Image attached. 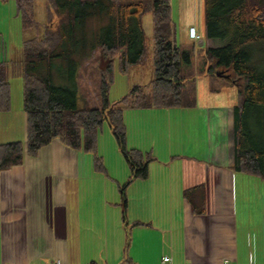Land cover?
I'll return each instance as SVG.
<instances>
[{
  "label": "crops",
  "instance_id": "0c3cea01",
  "mask_svg": "<svg viewBox=\"0 0 264 264\" xmlns=\"http://www.w3.org/2000/svg\"><path fill=\"white\" fill-rule=\"evenodd\" d=\"M5 3L11 9L3 11ZM15 5V0H0V22L2 16L12 18ZM191 25L197 26L190 22L184 28L187 45L193 42ZM17 27L23 29L21 24ZM7 29L0 25V35ZM197 29L202 37L203 28ZM227 83L216 91L210 87V95L215 96L191 107L124 110L127 146L154 153L158 159L149 163L146 178H134L125 185L126 200L121 186L130 179L131 167L123 156L120 171L114 174L99 150V135L98 150L107 172L95 169L91 153L70 148L60 139L34 156L26 155L22 164L0 170V264H55L58 260L60 264H222L225 259L249 264L250 256L264 264L257 256L264 245L248 252L233 245L229 254L199 256L198 244L186 245V221L161 214L179 207L162 196L174 190L184 195L185 190L199 186L196 194L228 196L231 205L236 195L242 210L249 196L257 208L264 205V178L234 168V108L240 92L237 101H220ZM22 115L21 130L9 125L3 132L0 126L1 141L26 140L27 117L24 111ZM258 221L262 243L264 222ZM165 257L170 260L165 262Z\"/></svg>",
  "mask_w": 264,
  "mask_h": 264
},
{
  "label": "trees",
  "instance_id": "16d2710c",
  "mask_svg": "<svg viewBox=\"0 0 264 264\" xmlns=\"http://www.w3.org/2000/svg\"><path fill=\"white\" fill-rule=\"evenodd\" d=\"M15 4L21 27L40 29L34 0H15ZM148 12L153 16L154 33L151 87L147 90L137 84L121 100L110 103L114 59L121 60L125 71L145 59L142 17ZM205 15L207 37L227 40L226 44L203 48L200 40L190 37L192 43L178 45L170 0H46L44 31L24 40L18 60L8 59L6 44L0 42V114L12 108L9 65L21 66L28 126L25 141L0 140V170L22 164L26 155L34 156L60 139L70 148L91 153L95 169L107 172L98 153V130L107 122L132 170L128 182L121 186L126 200L125 185L134 178H146L149 163L156 158L127 146L124 110L194 106L196 76L189 67L197 51L199 57H205L200 73L214 80L219 78L216 71H222L239 87L234 108V168L264 178V0H206ZM97 48L104 59H111L105 68L109 79L104 78L101 84L103 103L80 108L74 72L80 60ZM55 60L69 63L71 83L55 80ZM199 187L189 188L185 194H194Z\"/></svg>",
  "mask_w": 264,
  "mask_h": 264
},
{
  "label": "rangeland",
  "instance_id": "374dc122",
  "mask_svg": "<svg viewBox=\"0 0 264 264\" xmlns=\"http://www.w3.org/2000/svg\"><path fill=\"white\" fill-rule=\"evenodd\" d=\"M172 6V21L174 39L178 45H187L184 37V28L190 22L197 24L199 30L203 28V34L201 37L202 44L198 43L203 48L216 47L226 44L227 40L220 38H209L206 33V15L205 4L206 0H170ZM9 8L8 4L3 5V11ZM35 18L41 23L40 29H19L17 24L19 20L14 15H11L7 19L2 16L0 25L1 27H7V31L4 30V36L0 35V42L4 40L6 44V57L12 60H18L22 56L23 42L26 39L40 36L44 31V24L46 22V0H34ZM98 29L100 23H98ZM142 28L144 32V44L146 49V56L141 64L129 65L125 71L122 69V62L119 58H115L112 64V81L108 91V100L110 103L121 100L130 90L137 84L144 85L147 90L150 89L152 80L154 78V64H153V49H154V33H153V16L152 13H145L142 17ZM1 46V43H0ZM198 52H193L192 64L189 68H193L196 76V80L193 82L198 92L199 98L195 97V101L206 102L210 95L209 88L222 89V85L228 82L227 90H223L219 97L222 102H229L232 99L237 101L238 86L232 84L229 79L226 78H214L215 81L211 82L210 77L204 73H200L201 61L204 60V55L199 57ZM204 54V53H203ZM2 55V51H0ZM102 53L99 48L93 50L91 55L87 58L81 59L80 64L77 66L73 76L74 83L77 88V104L78 107H95L101 106L103 103V92L101 84L103 79H109V71L102 69ZM106 60V59H105ZM104 60V61H105ZM53 68V74L56 81H65L64 83H71V72L69 70L67 61H57ZM203 64V62H202ZM108 63L105 64L107 67ZM62 66V67H60ZM201 67V68H200ZM23 68L21 66L9 65L8 79L10 82V95H11V112L1 114L0 126L4 132L6 126H18L21 130L23 122ZM217 86V87H215ZM5 114V115H3ZM264 121V118H263ZM107 122H104V126L99 127V150L105 155L109 165H111V171L117 174L120 171L119 160H123L124 156L119 144L113 134L112 129L109 128ZM98 150V153H99ZM156 158L154 153L149 152ZM125 158V157H124ZM158 160L157 158L153 161ZM151 161V162H153ZM124 162V161H123ZM200 168V167H199ZM194 168L189 170L192 171ZM177 171V170H176ZM198 171V168H196ZM207 186L209 185L208 180ZM124 184V183H123ZM210 188L213 187V181H210ZM257 187V184L254 186ZM195 190V189H194ZM193 190V191H194ZM198 190V189H197ZM202 190V189H201ZM211 190V189H210ZM264 190V186L262 189ZM171 195H164L161 197L163 201L171 198V204L173 203L178 208L169 212L168 210L161 213L166 215H177V219L186 221L187 231V246L191 247L194 244L197 246V254L204 258L209 256H216L222 253L229 254L231 246L239 248L240 250L248 252L249 250L260 249L264 242H260L258 237L262 232L258 218L264 222V205L257 208L256 203H252L249 196V201L242 210V203L237 200V196H234L233 205L229 204L228 196H222L221 194H185L176 192ZM209 191V189H208ZM264 192V191H263ZM204 195V196H203ZM193 197V202H192ZM240 197V196H238ZM205 204H203V200ZM124 200L122 201L123 206ZM125 207H122L124 209ZM160 214L158 211L155 215ZM160 219V218H159ZM166 219V218H165ZM258 228V229H257ZM177 229V227H176ZM232 229V234H231ZM252 232V237L250 234ZM249 235V237H248ZM251 238V240H249ZM253 239V240H252ZM175 240L177 238L175 237ZM195 241V242H194ZM237 244V245H236ZM176 245V242H175ZM232 251V250H231ZM259 259L264 261V251L260 250L257 253ZM258 261V260H257Z\"/></svg>",
  "mask_w": 264,
  "mask_h": 264
},
{
  "label": "built area",
  "instance_id": "2783aa9c",
  "mask_svg": "<svg viewBox=\"0 0 264 264\" xmlns=\"http://www.w3.org/2000/svg\"><path fill=\"white\" fill-rule=\"evenodd\" d=\"M189 36L191 38H193L194 40H197V41L201 39V34L199 33L196 25H191L189 27ZM168 260H170L169 257L164 258L165 262ZM60 263H61V261L58 260L55 264H60ZM222 264H231V263H230L229 259H225ZM249 264H259V263L257 261H255L252 256H250Z\"/></svg>",
  "mask_w": 264,
  "mask_h": 264
},
{
  "label": "water",
  "instance_id": "95a60500",
  "mask_svg": "<svg viewBox=\"0 0 264 264\" xmlns=\"http://www.w3.org/2000/svg\"><path fill=\"white\" fill-rule=\"evenodd\" d=\"M105 59L102 57V66H101V68L102 69H105L106 67H105V64L106 63H110L111 62V59H106L105 61H104ZM108 66V65H107ZM216 75L218 76V77H223V78H227V79H229L230 78V75L229 74H226V73H224V72H222V71H216Z\"/></svg>",
  "mask_w": 264,
  "mask_h": 264
}]
</instances>
